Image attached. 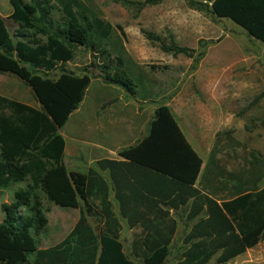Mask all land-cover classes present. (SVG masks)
Instances as JSON below:
<instances>
[{"label":"trees","instance_id":"16d2710c","mask_svg":"<svg viewBox=\"0 0 264 264\" xmlns=\"http://www.w3.org/2000/svg\"><path fill=\"white\" fill-rule=\"evenodd\" d=\"M163 1L109 0L133 15ZM8 3L10 15L0 17V74L20 81L38 108L0 97V197L3 191L23 185L12 190L9 203L0 205V264H135L123 253L118 218L128 230L137 231L130 243L131 256L140 264H164L176 230L169 211H179L176 216L185 213L186 222L192 223L174 264H226L264 240V189L250 184L264 160L250 153L247 170L240 174L220 170L216 184L204 181L200 159L165 105L155 108L145 136L119 150L117 160L94 164L107 173L116 213L108 201V184L98 173L92 168L85 174L67 172L58 132L92 79L64 69L76 49L89 51L99 61V66H92L99 69L103 83L141 101L152 95L134 77L137 66L115 47L114 30L120 28L101 18L92 0ZM186 3L216 19L229 20L264 48V0ZM143 35L157 42L165 54L192 59L193 71L204 56V52L195 56L193 50L178 47L171 36L162 40L154 34ZM219 135L231 147L241 146L229 138V132L217 133L215 144ZM215 151L213 147L207 168L215 163ZM217 189L222 195L219 203ZM42 201L77 209L78 219L60 242L41 249L48 212Z\"/></svg>","mask_w":264,"mask_h":264},{"label":"rangeland","instance_id":"374dc122","mask_svg":"<svg viewBox=\"0 0 264 264\" xmlns=\"http://www.w3.org/2000/svg\"><path fill=\"white\" fill-rule=\"evenodd\" d=\"M193 1L207 4L209 0ZM92 3L104 21L112 27L120 28V31L114 30L117 36L115 47L123 49L137 66L134 70L136 73L134 77L140 78L152 95L150 99L145 100L144 107H146L147 114L151 108L171 103L173 100L185 102V99L192 93L199 97V107L203 108L204 99L191 79L196 70V85L205 92L214 86L221 91L223 81L225 82L222 75L226 77L227 97L224 106L226 127L219 133L229 132L230 139L237 138L244 144L240 147H231L230 141L219 135L216 145L218 150L223 152L220 154L221 162L228 172L233 173L240 165L245 171L249 165L250 153L257 152L248 146L249 141L242 139V131L257 128V132H261V137L264 138V48L248 38L240 27L229 20L216 19L208 13L191 8L186 0H165L158 5L145 7L137 15H133L118 5L111 4L109 0H92ZM143 33L154 34L162 40H168L171 36L178 47L193 50L195 56L204 52V56L193 71L191 70L192 59L182 55L173 57L161 52L158 43L148 41ZM90 55V52L83 48L76 49L72 61L66 64L64 69L76 75L85 74L92 79L99 78V69L93 67L92 64L99 66L100 63ZM56 75L57 73H54L50 77ZM235 80H240L242 83V95L240 102L233 103L229 94H232ZM18 86L19 99L30 102L31 96L26 87L21 83ZM119 94L120 92L117 91L114 96ZM121 94L131 102L135 99L127 93L121 92ZM221 94L222 92L219 96ZM176 108L182 113L184 121L187 120L186 122L191 127L195 126L196 128L193 127L195 132L201 134L206 125V116L202 110L191 114L189 118L185 115V105ZM203 109L211 111L213 107L208 108L206 105ZM239 121L243 124V129L239 128ZM73 123L74 119L71 117L59 131L66 145H74L72 141ZM261 149L264 150V144ZM20 187L23 185L21 184ZM6 194L11 201V191L8 190ZM42 207L48 210L45 216L47 215L49 223L44 236L39 240V248H46L59 242L71 227L69 224L65 226L57 224L56 212L50 209L52 206L42 201ZM59 211L64 210L59 209ZM91 226L94 227L93 222ZM186 229L183 225L178 227L164 264H174L178 260L184 249L182 238ZM135 233L137 231H130L123 224L119 233V241L124 255L135 264H140L130 254V243ZM226 264H264V247L256 253L246 255L243 261L233 259Z\"/></svg>","mask_w":264,"mask_h":264},{"label":"crops","instance_id":"0c3cea01","mask_svg":"<svg viewBox=\"0 0 264 264\" xmlns=\"http://www.w3.org/2000/svg\"><path fill=\"white\" fill-rule=\"evenodd\" d=\"M10 13L11 8L9 6L8 0H3V2H0V17L7 18ZM199 66L200 64L198 65V68ZM196 74L197 70L195 71V73H193L191 79L199 90V94L204 99L202 107L204 108L207 105L208 108H210L211 106L213 107V110L211 109V111H204L203 108L199 107L200 99L194 93H192L191 96H188L185 99V102L182 100H173V102L165 104V106L170 109L184 139L200 159L201 171L205 172L204 181L216 184V182L220 180L217 175L218 172H220V170L228 172L226 167L223 166V163L221 162L220 154H222L223 152L219 151L216 145L217 143L215 144V135L226 127V124H224V106L227 97V81L226 77L222 75L225 78V82L223 81L222 90L220 91L219 88H216L214 86L215 88L211 87L209 88L208 92H205L204 90L201 91L199 89V86L196 85ZM19 83L21 82L13 76L0 74V97L12 99L17 102L26 104L34 109H37L38 105L33 101L32 97L30 102L21 101L19 99ZM233 83V91L231 92L232 94H229V97L230 99H232L233 103L240 102L242 95V83L240 80H235L233 81ZM117 91H119L120 94L114 96ZM121 92L123 91L119 87L115 85L105 84L101 81L100 78L91 79L80 104L78 105L77 109L69 115L67 119V121L71 117H73L74 119V123L72 125V130L74 132L72 141L74 145H66L65 140L58 132L64 143L62 163L65 170L67 172L85 174L89 168H92L96 173H98L108 184V201L110 202L111 210L114 213L117 212V206L113 201V192L111 191L109 186L107 173L100 172L94 164L96 161L101 159L117 160L118 158L116 154L119 150L134 145L137 141L144 137L146 134L147 124L151 120L153 111L156 108H151L150 112L147 114L146 107H144L146 101H141L135 98L133 102H131L127 99V97H123ZM220 92H222V94L219 96ZM180 105L186 106L185 115H187L189 118L191 114H196L197 111L202 110V112L205 114L206 125L204 126L201 134L195 132V129L193 128L195 126L191 127L190 124L186 122L187 120L184 121L181 116L182 113L179 112V109L176 108ZM242 127L243 124L241 123V121H239V128ZM261 136L262 133L257 132V128H253L249 131H242V139L245 141H249V143H247L248 146L252 150H255L262 158V160H264V150L261 149L264 144V138ZM233 141L238 142L242 145L244 144L237 138H234ZM213 147L214 149H216L214 155L215 163L207 168L206 164ZM247 169L248 166L246 167V170ZM242 172V165H240V167L233 173L240 174ZM239 180L237 182L238 184L241 183L239 182ZM252 183L256 184L258 190L264 189V167H261L259 169V172L251 175L250 184ZM234 184H236V181H234ZM17 188H20V185L13 186L9 190L12 192V190ZM7 191L8 190L3 191L0 197V205L10 202L6 194ZM221 196L222 195L217 189V191H215V199L217 200V203L221 202ZM50 209L56 212L55 220L59 226H65L69 224L72 229L78 219L77 209H63L64 211H59V209L62 208L53 206ZM169 213L172 219L175 221L176 225V230L173 237L176 236L178 227L181 225L187 228L185 232L186 234L192 223L186 222L185 213L180 216L175 215L178 214L179 211H169ZM1 219L2 215L0 213V221ZM46 219L48 225L49 220L47 215ZM118 223L120 226H122L123 224L125 225V222L123 220H120L119 218ZM263 247L264 240L259 241L254 247L246 250L244 253L236 256L233 259H239L243 261L246 255L256 253Z\"/></svg>","mask_w":264,"mask_h":264}]
</instances>
